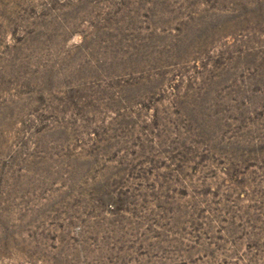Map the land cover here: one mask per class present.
I'll use <instances>...</instances> for the list:
<instances>
[{
  "label": "rangeland",
  "instance_id": "obj_1",
  "mask_svg": "<svg viewBox=\"0 0 264 264\" xmlns=\"http://www.w3.org/2000/svg\"><path fill=\"white\" fill-rule=\"evenodd\" d=\"M0 264H264V0H0Z\"/></svg>",
  "mask_w": 264,
  "mask_h": 264
}]
</instances>
